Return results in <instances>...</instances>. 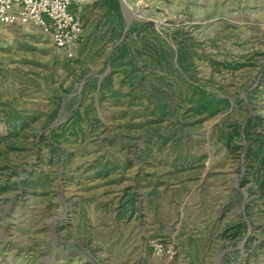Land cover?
I'll return each instance as SVG.
<instances>
[{
  "label": "rangeland",
  "instance_id": "1",
  "mask_svg": "<svg viewBox=\"0 0 264 264\" xmlns=\"http://www.w3.org/2000/svg\"><path fill=\"white\" fill-rule=\"evenodd\" d=\"M93 1H73L71 59L39 27L0 26V264H264V177L245 136L264 137V0H117L124 31L127 18V32L148 26L143 43L193 55L179 76L137 46L135 88ZM191 86L232 109L196 115Z\"/></svg>",
  "mask_w": 264,
  "mask_h": 264
},
{
  "label": "trees",
  "instance_id": "2",
  "mask_svg": "<svg viewBox=\"0 0 264 264\" xmlns=\"http://www.w3.org/2000/svg\"><path fill=\"white\" fill-rule=\"evenodd\" d=\"M100 8V16L96 23V29L104 37H107V40H111L115 43L109 62L113 68L123 73L126 81L130 83L132 88L142 86V77L136 63V60L139 59L138 55H141V52L137 51V46L142 47V49L148 46L157 49L156 51L160 55L157 54L158 59H152L153 61L164 59L165 62H167V66L173 67L176 64L179 66L181 71L179 72V76H181L182 73L191 75L190 72L193 67V55L185 46L179 47L178 52L171 49L169 44L164 40L160 42L157 41L154 44L146 43L147 46L143 43L142 32H144V29L148 26H132L124 36L125 26L119 2L117 0H102ZM133 36L135 37L133 38ZM184 81L187 82L185 79ZM99 89L101 91L107 89L113 97L118 95V92L114 91L106 82L102 83L99 86ZM191 90V97L187 101L191 104V111L196 115H209L210 117H214L223 111L232 109L233 107V103L229 98H222L215 94H211L202 87L191 86ZM169 104L170 103L164 99L156 101L157 109L161 111L163 115L167 113ZM236 104L238 105L240 102L237 101ZM54 115L55 113L53 114L51 121L54 119ZM235 134H239V126L237 124L233 125V130L223 135V141L225 144L230 145V143L233 142ZM245 136L251 141V148H249L248 154L252 152L253 157H255L254 159L257 162V173H261L264 177V137L252 136L247 130H245ZM235 148L239 147L235 146ZM240 229L241 226L236 228L235 233L232 235L233 240L239 237Z\"/></svg>",
  "mask_w": 264,
  "mask_h": 264
},
{
  "label": "built area",
  "instance_id": "3",
  "mask_svg": "<svg viewBox=\"0 0 264 264\" xmlns=\"http://www.w3.org/2000/svg\"><path fill=\"white\" fill-rule=\"evenodd\" d=\"M71 6L72 0H0V26L39 27L71 59L84 36L82 22Z\"/></svg>",
  "mask_w": 264,
  "mask_h": 264
},
{
  "label": "crops",
  "instance_id": "4",
  "mask_svg": "<svg viewBox=\"0 0 264 264\" xmlns=\"http://www.w3.org/2000/svg\"><path fill=\"white\" fill-rule=\"evenodd\" d=\"M73 1H74V0H72V5H73ZM101 2H102V0H94L93 3H92V6H91L90 8L93 9V11H96V10L98 9L99 12H100V10H101V8H100V4H101ZM71 7H72V6H71ZM80 11H82L81 8L78 9V12H80ZM71 12L74 13V14H75L77 17H79V19L81 20L80 16H79L77 13H75V12L72 10V8H71ZM135 210H136V209H135Z\"/></svg>",
  "mask_w": 264,
  "mask_h": 264
},
{
  "label": "water",
  "instance_id": "5",
  "mask_svg": "<svg viewBox=\"0 0 264 264\" xmlns=\"http://www.w3.org/2000/svg\"><path fill=\"white\" fill-rule=\"evenodd\" d=\"M120 1L122 3V6L124 8H127L126 5H125V3H124V1L123 0H120ZM130 25H131V20L126 18V30H125L124 36L126 35V32H127L128 28L130 27ZM244 152H245V149H244ZM244 196L246 197V194L245 193H244Z\"/></svg>",
  "mask_w": 264,
  "mask_h": 264
}]
</instances>
